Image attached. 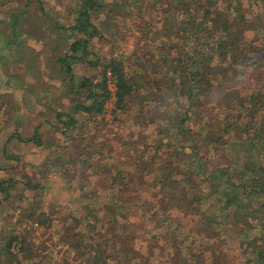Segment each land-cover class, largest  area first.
Instances as JSON below:
<instances>
[{
  "label": "trees",
  "instance_id": "trees-1",
  "mask_svg": "<svg viewBox=\"0 0 264 264\" xmlns=\"http://www.w3.org/2000/svg\"><path fill=\"white\" fill-rule=\"evenodd\" d=\"M156 2L153 6L158 25L138 29L143 40L147 31L155 47L151 49L148 41L138 45L130 58L136 67L133 73L131 62L124 55H111L101 62L91 49L92 41L104 36L101 26L108 25L107 20H102L101 26L93 21V4L97 8L98 0L79 4L70 26L46 13L68 46L60 61L70 86L69 94L75 100L70 99L72 105L67 113L57 114L65 129L78 127L75 115L104 112L105 103L113 95L110 82L115 87L117 108L125 110L128 102L143 89H168L174 104L184 107L190 122L184 125V119L172 104L161 102L149 121L140 125L143 130L156 125L160 131L166 127L159 118L166 119L170 128L161 132L169 141L161 139L159 146L151 147L154 154L150 159L143 152L139 155L140 163L127 169H123L125 164H130L127 157L124 162L121 159V163H109L98 150H90L94 156L98 152V159L96 156V161L82 163L91 169V174L90 178L81 179V196L90 195V201H94L103 190L114 201L105 204L101 218L97 217L100 208L91 205L83 209L81 216L86 219L78 218V223L86 229L78 232H73L71 227L67 229L60 241L73 255L61 264H264V158L257 157L258 152L264 153V70L258 90L253 89L257 92L246 93L248 97H244V91L251 88L233 82L237 68L245 70L249 66L253 75V71L258 74L259 68L264 67V45L258 44L264 33V0ZM130 4L129 0L114 3L110 12L125 11ZM248 32L254 34L253 39L248 38ZM72 36L76 39L71 43L65 40ZM214 60L218 62L215 68L208 65ZM79 63L102 66L100 77H78L75 66ZM160 69L162 78L157 79ZM165 74L171 77L164 81ZM209 81L216 89L215 97L209 93L212 90ZM226 86L230 89L228 93L224 91ZM212 97L218 104H208ZM221 102L227 115L226 125L214 126L213 111L222 106ZM162 107L165 110L159 111ZM195 113L197 117L209 114L212 124L199 118L200 127L195 130V123L189 117ZM171 130L175 131L174 135ZM177 136H183L184 140L172 143ZM165 147L167 158H162L159 154ZM227 147L231 150L227 151ZM144 148L147 151L146 145ZM201 152L219 154L213 161L206 154L205 158L200 157ZM226 152H236L242 157L239 159L243 162L242 170L237 169V162ZM59 158H51V163L61 167L76 163ZM196 175L202 176L198 183ZM87 187L93 188L86 191ZM116 187L125 190L118 191ZM208 203L210 213H205L202 206ZM117 216L124 219V224L118 223ZM184 218L194 224L191 229H187ZM105 221H109L108 226L98 230L97 226ZM40 222L46 223L47 219ZM137 228L148 235L138 234ZM224 236L227 241L222 239ZM145 238L149 239L142 253L135 242ZM231 241L239 253L232 252ZM15 244L20 246L17 253L13 251ZM20 252L27 262L40 257L38 264H50L49 258L52 259V253L46 249L34 252L24 237L14 236L5 246V253L17 259Z\"/></svg>",
  "mask_w": 264,
  "mask_h": 264
},
{
  "label": "rangeland",
  "instance_id": "rangeland-1",
  "mask_svg": "<svg viewBox=\"0 0 264 264\" xmlns=\"http://www.w3.org/2000/svg\"><path fill=\"white\" fill-rule=\"evenodd\" d=\"M84 1L0 0V105H2V102L4 104L9 103L11 98L9 93L14 85L22 88L24 85L23 90L28 95L27 99L29 101L28 121L24 122L23 126L17 122L9 128L8 125L10 124L7 119L11 111L9 112V107H6L3 115L0 108V125L2 114L3 119H6V130H9V133L17 130L11 136H20L24 143L29 146L28 152L22 160L19 161V157H17L16 164L18 162V165L16 169L18 172L11 175L7 173L6 176L0 177V264H38L41 262L40 257L32 262L25 261L22 258V252H20L17 259L6 255L5 246L14 236L24 237L34 252H41L46 249L52 253V259L49 258L50 264H61L65 258L70 260L73 254L69 252L68 246L60 241L67 229L71 227L73 232L84 231L86 228L83 229L81 224L78 223V218L86 219L81 216L83 209L86 206L94 205L95 209L100 208L97 217L101 218L105 204L114 201L111 195L103 190L99 192L100 196L94 201H90V195L81 196L79 191V186L83 183L81 179L90 178L89 174H91V169L82 163H92L96 161L94 159L98 155V152H95L97 155L94 156V153L91 154L92 151L90 150H98L109 163L110 161L111 163H121V159L124 162V158L127 157L130 164L124 165L123 163V169L138 165L140 163L139 155L143 152H146L147 159H150L154 154L152 146H159V141L163 138L165 142L169 141L168 138L164 137L165 135L161 130L169 129L170 125L166 119L162 118H159V120L166 128L160 131L156 125H149L147 130H143V125L140 124L149 121L152 113L157 112L158 105L164 101L167 104H172L173 109L178 112V116L184 119V125L187 126L190 123L189 118L185 116L187 112L184 107H181L180 104H174L168 89L154 91L143 89L140 95L133 97L123 110L115 105L117 102L114 95L115 87L110 82L109 86L113 95L112 99L105 103L104 112L98 115H75L78 127L65 129L59 121L60 118H57V114L67 113L72 105V100H75V96L69 94L70 86L65 78L60 61L67 54L68 46L60 37L55 25L47 18L46 13L59 23L70 26L74 23L79 4L81 5ZM122 1L124 0H98L97 8L93 4V21L101 26L100 22L107 20L108 25L106 24V28L105 25L101 26L102 30L104 29V36L94 39L91 49L94 54L100 56L101 62L111 58V55H124L131 62L130 72L133 73L136 67L133 66L130 58L135 54L138 45H144L148 41L151 49L155 47V42L149 40L147 31L143 34L144 41L138 29L143 28L146 30L148 26L158 25V18H156L158 14L153 6L154 3L157 4L158 2H156L157 0H129L131 4L125 7V11L115 9L110 12L114 7V3H121ZM109 30H114L117 33H109ZM247 36L249 39H253L254 34L248 32ZM260 37L262 41L258 44L262 43L264 45V33ZM73 38L76 39L72 36L66 37L65 40L68 39L71 43ZM217 64V60H214L208 65L215 68ZM263 68H259L258 74L253 71V75L249 66L245 70L237 68L233 82L241 84L242 87L251 88L250 91H244V97L249 96L246 93L257 92L260 79L263 77L261 72L264 70ZM101 70L102 66L93 67L88 63H79L75 66V73L78 77L99 78ZM20 75L24 77V84L14 79L15 76ZM167 76L171 77L165 74L164 81L167 80ZM156 77L157 79L162 78L161 69ZM209 84H211L210 81ZM215 90L212 85V90L209 93L214 97ZM224 91L228 93L230 89L227 87ZM163 94L166 95V98L161 99ZM214 97L210 98L208 103L211 106H214L217 102ZM25 98L24 96V100ZM182 101L180 100L181 103ZM220 105L222 106H218L213 111L212 118L215 120L213 124L210 122L211 116L209 114L197 117V113H195L196 115L189 116L195 123L193 128L195 130L199 129V118H203L204 122L209 121V125H226L227 115L225 108H223L224 103L221 102ZM162 110H165V108L159 109V111ZM194 111L196 110L193 109ZM231 122H235L233 117ZM220 128L222 129V127ZM171 133L174 135L175 131L171 130ZM35 134H37L36 137ZM233 134V132L230 133V135ZM142 136L146 139L145 142ZM224 137H227L225 133ZM33 138L35 141L38 139V142L35 143L31 140ZM27 139H30V143L25 142ZM183 140V136L173 137L172 143L177 144ZM47 144H50V146L47 147ZM184 144H187L186 140ZM10 145H7V154L10 153L12 146ZM144 145L147 146V151H145ZM226 149L227 151L231 150L229 147ZM163 150L160 151L159 155L162 158H167V148L165 147ZM226 153L230 159L232 158L237 162V169L242 170L243 162L239 160L242 157L237 155L236 152ZM205 154L207 155V153L201 152L200 157L205 158ZM218 154L211 153L207 156L209 160L214 161L217 159ZM257 154V157L264 158V153L258 152ZM59 156V160L76 161V163L63 167L55 166L54 162L51 163V158L56 159ZM85 159L87 161H83ZM96 159H98V156ZM259 160L261 161L260 158ZM8 169L10 168L8 167ZM195 177L197 178L196 183L202 178L201 175ZM92 188L87 187L86 191H90ZM115 189H118V191L125 190V188L117 187ZM141 194L144 195L145 193ZM202 209L205 210V213H210L208 212L210 211V204L203 205ZM44 218L47 219V222H43V224L40 219L43 220ZM89 220L92 221L93 217ZM131 220L132 218L129 219V221ZM109 221L98 225L97 229L102 230L108 226ZM117 221L123 223L124 219L117 216ZM184 222L188 224L187 229H191L194 225L190 224L185 218ZM137 230H139L138 234L142 236L146 232L140 228H137ZM147 235L146 232L145 236ZM148 239H137L135 242L136 247L142 253L146 251L145 247H147ZM225 239L227 241V238ZM231 243L233 244L231 245ZM229 244L233 247L232 252H240L235 242L231 241ZM19 247V245H13L14 253H17Z\"/></svg>",
  "mask_w": 264,
  "mask_h": 264
},
{
  "label": "crops",
  "instance_id": "crops-1",
  "mask_svg": "<svg viewBox=\"0 0 264 264\" xmlns=\"http://www.w3.org/2000/svg\"><path fill=\"white\" fill-rule=\"evenodd\" d=\"M14 79L24 84L23 76H15ZM23 88L21 86L14 85L12 91L9 93V97H11L9 103L4 104L2 102V105H0L3 115L6 107H9V112L11 111L9 118L7 119L8 123L10 124L8 125L9 128H11L12 125H15L17 122H19V125L23 126V123L28 121L29 101L27 99L28 95L24 93ZM24 96L26 97L25 100ZM1 118L0 150L2 153L0 154V177H4L7 173L11 175L18 172V170L16 169L18 165V162L16 164V161H18L17 157H19V161L22 160L23 157L27 154L29 146L28 144L24 143L20 136H11L13 133H16L17 130H15L13 133H9V130H6V119H3L2 114ZM18 132L20 133L21 131L19 130ZM10 142L12 146L10 145ZM25 142L30 143V139H27ZM8 144L11 146V148L9 151L10 153L7 154L6 149ZM8 167L10 169H8Z\"/></svg>",
  "mask_w": 264,
  "mask_h": 264
}]
</instances>
